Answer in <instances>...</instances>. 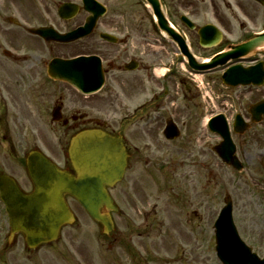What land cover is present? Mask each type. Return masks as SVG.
Wrapping results in <instances>:
<instances>
[{
    "label": "rangeland",
    "instance_id": "1",
    "mask_svg": "<svg viewBox=\"0 0 264 264\" xmlns=\"http://www.w3.org/2000/svg\"><path fill=\"white\" fill-rule=\"evenodd\" d=\"M61 1L64 0H15L14 7H8L13 9L2 17L16 16L32 26L48 20L56 23V6ZM99 1L108 8L103 20L111 32L127 36V43L111 46L94 37L59 49V54L67 57L104 53L116 60L107 85L93 96L83 97L67 85L46 82L42 65L35 57L47 59V50L20 32L12 34L17 41L9 40L10 45L25 53L28 60L19 64L2 60L0 77L10 99L18 108L24 106L31 113L21 119L14 110H3L0 171L14 175L21 187L29 189L23 159L26 152L38 148L60 160L71 135L93 126L88 120L114 124L127 116L130 120L127 130L136 136L133 146L136 149L131 151L127 184L125 180L112 191L122 213L113 216V232L103 236L99 225L68 199L76 220L62 229L58 241L39 247L27 259L19 239L21 246L0 255V264H220L215 255L212 226L226 195L233 201V222L240 238L260 258L264 257V122L256 127L254 135L249 131L235 142L239 159L243 155L246 158L245 169L240 173L221 163L212 148L217 145V137L206 135L203 128L205 118L222 109L228 114L240 111L245 114L252 103L250 91L225 88L218 70L201 75L186 71L176 47L158 33L141 0ZM215 1L216 6H212L210 0H205L203 11L208 5L212 12L218 10L229 38L239 37L240 22L233 17L234 11L223 10ZM165 2L167 13L164 12L185 34L190 50L199 59L207 57L209 53L197 46L196 35L179 22L176 6L171 0ZM238 12L245 27L262 29L264 8L257 6L249 17L247 2H243ZM63 24L66 29L72 26ZM131 58L141 62V69L125 75L119 73L117 66ZM160 72L164 73L162 79L158 77ZM26 79L30 85L24 86L23 93L27 96L22 97L19 86ZM62 93L63 114L67 118L76 110L78 115H86L83 119L86 121L80 122L76 129L71 122L63 127L39 119L38 105L50 103L52 108ZM145 102L149 105L140 112L139 107ZM44 112L43 109L41 115ZM137 116L148 118L135 121ZM159 117L175 120L180 129L177 139L171 142L162 139L160 128L164 122ZM5 219L3 216L0 231H7ZM143 219L148 224L144 229Z\"/></svg>",
    "mask_w": 264,
    "mask_h": 264
},
{
    "label": "water",
    "instance_id": "2",
    "mask_svg": "<svg viewBox=\"0 0 264 264\" xmlns=\"http://www.w3.org/2000/svg\"><path fill=\"white\" fill-rule=\"evenodd\" d=\"M146 1L152 8L160 30L177 43L189 66L195 71L223 65L230 59H238L254 51L255 48L264 46L263 34L245 44L233 47L209 64L200 65L188 53L180 36L169 27L158 0ZM38 33L44 38H55L61 42L74 40L80 36L49 37V33L44 29L39 30ZM92 61L85 58L65 62L55 60L51 62L48 74L53 79L66 81L82 93L89 94L95 92L102 83L101 73ZM251 73L233 68L224 75V82L231 86L244 84L235 82V78L251 82L255 77L254 69ZM223 146H226V143ZM219 154L226 164L236 167L231 155L232 147L228 152L220 151ZM68 155L74 175L59 170L38 152L27 158L26 170L33 184L31 194L23 193L12 179L0 177L1 198L7 207L11 231L21 233L29 248L55 240L60 228L73 221L64 200L66 195L78 202L90 218L103 227L104 233L112 229L107 213L112 210V202L105 188L112 187L122 177L125 155L121 141L100 131H85L71 140ZM102 207L105 209L104 213L101 212ZM215 227L217 252L225 264H257L236 239L231 228L228 209L223 211Z\"/></svg>",
    "mask_w": 264,
    "mask_h": 264
},
{
    "label": "flooded vegetation",
    "instance_id": "3",
    "mask_svg": "<svg viewBox=\"0 0 264 264\" xmlns=\"http://www.w3.org/2000/svg\"><path fill=\"white\" fill-rule=\"evenodd\" d=\"M14 1L15 0H10L9 2H7V0H0V43L6 44L11 49H14V48L10 45L9 40L11 42H16L17 39L15 38V36L13 37L12 34L14 32H17L18 33L20 31L18 30V27L15 26L16 27L15 28V27H12L10 25L12 23L10 22L9 17L3 18L4 17L3 15L5 14L6 11L13 9V8H8V7H14ZM171 1L176 6L177 13H179V12H186L193 19H198V18H203L204 19V18H206L204 16L205 13L211 14L212 15L211 18H213L217 22V24H219L222 27V29L225 30L224 31L225 35L228 34V30L225 29V27H224V21L222 19H220L218 17V15H217L218 10L216 12V10L214 9L213 12H212V9H211L210 5H208V8H206L203 11V5L205 4V0H171ZM162 2H163L164 5H166L165 0H162ZM243 2H247V13H246V15H248L249 17H251L253 15L254 9L257 6H259L261 8H264V0H218V3L221 6V8L223 10H225V11H228L229 13L231 11H237V10L240 11V9L242 10V4H243ZM210 4L212 6H216V1L215 0H210ZM15 7H16V4H15ZM194 13H196V14H194ZM232 15H233V17L235 18V20L237 22H240V17L238 15H236L234 13ZM79 17H81V15H79ZM249 17H248V19H249ZM21 20L23 21V23L27 24L24 19L21 18ZM81 23H82V21L79 22L77 25H80ZM204 24H205V22H203L202 25H204ZM101 25H103V24L100 23L98 25V27H96L95 31ZM241 25L239 24V28H238V34H241V35L235 40V42H237V43L238 42H241V41H244L250 35L256 33V32H253V31H255V29L253 30V29H250L248 27H245V25H243V24H241ZM263 25H264V23H261V27ZM42 26H48V24H43ZM58 27L59 28H57L55 26V28L59 32L69 31V29H66V30L62 31V28L60 27L59 24H58ZM21 32L22 33H25L26 32L24 27L21 28ZM226 44L228 45L229 44V41L228 40H225V39H222L221 43L217 47H215V48H213V49H211V50L208 51V53H210V57L213 56V55L218 54L219 52H221L222 51V47L224 45H226ZM47 47L50 48V51L52 53L50 55L52 57L53 56H56L59 53V49L61 48V46H59V44H54V45L48 44ZM0 50H1V45H0ZM0 53H1V55L3 54L4 56H6V58H8L7 60H10V61H13V62L19 60V58L14 57L15 55H9V54L5 55L2 52V50H1ZM99 55H100V57L102 59L103 64L105 65V67H108V71L105 70L106 71V74L105 75H107V73L109 71H111V70L114 69L116 62L112 61V58L106 57L104 53H99ZM60 56H62V55H60ZM250 63H253V61H251ZM44 64L45 63H43V65ZM0 65H1V61H0ZM119 68H120V66L117 67V70H119ZM120 71H123V70H120ZM0 83H2V78L1 77H0ZM262 90L255 89L254 91L251 92L252 100H253V101L252 100L251 101H252L253 104L259 102L260 100H264V91H262ZM261 94H263V95H261ZM63 99H64V95L62 93L60 95L59 99L54 103L53 108H58L59 107V110H60V113H61L63 119H66V116L63 114V109H64V107H63ZM42 105H40L38 107L39 110H41V109L43 110L44 109V110H46V112H44L43 115H41L42 114V110H41L40 115H39V118L40 119L49 120L50 115H51V112H50V109H51L50 108L51 107L50 106V103L47 106H44V105L42 106ZM74 114L77 115V116H79L78 115L79 113L77 112V110L74 112ZM147 118H148L147 116H138L135 119H138V120H142L143 121L144 119H147ZM159 118L161 119V122H165V119L163 120L162 117H159ZM263 122H264V120H262V123ZM125 123H126V125H124ZM125 123H123V125L119 127V129H120L119 131L116 130L118 128L116 127L115 124H110L109 126L107 125V127L110 128L116 134L121 135L122 138H123L124 148H125V150L127 152V155H128L127 169H126V173H127V171L130 169L131 160H132L131 151L136 149V148L133 147L134 146V142H136V140H135L136 136L133 134V132H130V131L127 130V127L130 125L129 122H125ZM160 130H162V128H160ZM249 131H250V135H254L256 133V129L253 128V127ZM126 173L124 175V180L123 181L126 180ZM123 181H122V183H123ZM127 182H128V180H126V184H127ZM4 234H5L4 231H0V245H1L2 241H3V235ZM13 245L14 246H17L18 244L14 243Z\"/></svg>",
    "mask_w": 264,
    "mask_h": 264
},
{
    "label": "bare ground",
    "instance_id": "4",
    "mask_svg": "<svg viewBox=\"0 0 264 264\" xmlns=\"http://www.w3.org/2000/svg\"><path fill=\"white\" fill-rule=\"evenodd\" d=\"M263 50H264V47H263ZM205 123H206V120H205Z\"/></svg>",
    "mask_w": 264,
    "mask_h": 264
}]
</instances>
